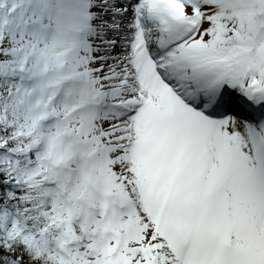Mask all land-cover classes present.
I'll list each match as a JSON object with an SVG mask.
<instances>
[{"label": "bare ground", "instance_id": "obj_1", "mask_svg": "<svg viewBox=\"0 0 264 264\" xmlns=\"http://www.w3.org/2000/svg\"><path fill=\"white\" fill-rule=\"evenodd\" d=\"M220 0H209L205 4L201 5L198 9H193V11H202L204 14V22H203V29L206 27H209L212 33V39H211V45L210 46H201L197 43L198 39H203V29L198 34L195 41L192 43L191 48H197V46H200L201 48H205L202 53L198 51L191 50L189 48L186 52H184V55H191L189 58L190 61L195 60L197 58H200L201 56L206 55L207 57L213 55L215 49L222 48L223 45H230L235 44L233 40H222L221 43L217 44V41L221 38V34L224 36L226 35L227 31L220 29V27H217L216 21L213 20V16L221 11H225V9L234 8L235 10L238 8L239 11H250L254 8L255 2L253 0L247 1L245 4L243 2L237 1L235 3L234 7H230L232 4L228 0L227 3L222 5L224 10H221L220 6H218ZM127 3L125 0H98L97 2L93 3L91 9L94 11V14L89 17V21H94L97 25V28H99L102 31H98L95 36L91 37V40L94 41L93 46L91 49H85L80 54L75 53L76 51L68 50L67 52H72L73 55H76L78 58H82L83 56H86L85 59H81L79 61V66L83 68H92V70L89 72V75L93 77H97V83L102 86V88L105 87H114L112 86L113 81H118V85H120V88H124L125 86L122 85H129V86H140L143 88V91L149 93L153 98H156L158 102L163 106V108L170 109L169 103L165 102L164 99H161L163 96L166 95V93L161 92L157 87H154L151 83L147 82L146 80L138 77L136 74H133L128 80H125L122 78V74L119 75L121 68L126 70H134V64L132 59H129V57L125 56L124 54L115 53L114 51H110V49L115 50L119 46V44H124L125 39H121L122 35H129L134 34L136 27H137V21H136V13L137 10L142 9L143 7V1L139 0L136 3V7L131 4L128 6V10H126ZM56 5H62L61 1L57 2ZM220 8V9H219ZM233 9V10H234ZM34 12H32V15ZM68 16V15H67ZM111 20H114L112 22ZM143 23H147L146 20L143 21ZM256 22L253 20L250 16L246 17L244 20H242V25L246 26H252L254 28ZM216 25V26H215ZM47 30V29H46ZM56 32H61V29H58ZM125 32V33H124ZM55 33V32H54ZM50 36V35H49ZM49 36H44L42 38V41H46L47 39H51ZM238 44L242 46H246L244 44L243 39L238 40ZM64 45V42L56 43V46L58 47V50H49L47 48L44 49H37L33 47L29 52L32 57H48L50 58L53 55H60L64 51L61 49V47ZM101 45H106L105 47ZM127 48V47H126ZM252 48V45L251 47ZM249 51V50H248ZM67 52H64L67 53ZM255 65H258V71L254 74L253 77L249 78V81L251 80H258L260 79V76L263 77L264 72V39L259 44V48L256 53L255 57ZM241 64H239L240 68L238 73L240 74L242 71V67H247L249 65L248 61V55L243 54L241 56V59L239 60ZM114 63H117L119 66H115ZM262 73V74H261ZM25 75V74H24ZM44 80V79H43ZM41 80V82L43 81ZM51 87V86H50ZM126 100L129 99V102L132 103V101L136 100L138 98L135 94H127L125 96ZM111 122H118L121 121V123L129 124L133 123V129L135 132L133 133V139L130 138V140L127 142H136V148L134 150L128 151L129 157L126 160L120 159V161L116 163H112L111 166L106 170L109 172L110 168L112 169L110 174L107 173L103 175L104 184L108 186L109 188L113 189L118 186L120 182L127 184L131 180L132 183L139 184L141 187L144 185L147 181H152L153 173L152 169L153 167L149 163L148 157L145 155V153L141 149L142 144H144V139L147 138V134L144 132V129L140 125L139 121H132L129 118H110ZM220 120L217 124V130H219L222 133L221 139L218 141L217 145L214 146L213 141L214 137L212 135L206 134V140L208 142V145L210 147V153L213 155L212 159L216 156L214 155H220L224 156L226 152H230L232 154H235L234 147L235 145H240L247 147L249 144L248 138L245 134V124L237 119L235 116L229 115V118H224ZM126 121V122H123ZM128 122V123H127ZM205 120L203 119V123ZM113 125V124H112ZM79 138H83L87 136V133L84 135H81L79 133L76 134ZM129 135L128 131H121L112 133L109 132L107 134V138H116L117 140H120L122 138H127ZM212 144V145H210ZM76 148H71V151H75ZM115 155H119L120 152H115ZM235 156V161L233 162L232 166H228L227 164H221L215 171V174L213 175L211 173V165L210 169L206 173V179L213 182V187L219 186V183L225 184L226 187H228V184L226 181H229V179L233 180L234 187L237 189H242V183L244 181V178L242 175H240L238 172L234 171V166H237V164H240L244 166V173L245 175L249 173L250 166L248 165L250 163V159H241V157ZM213 160L211 164H213ZM234 165V166H233ZM105 167V166H104ZM152 168V169H151ZM113 170H116L114 176H111V173ZM248 175V174H247ZM220 179L219 183H216L213 181L214 179ZM162 182H157L156 189L153 188L152 193L156 196L157 194L163 192L162 189H159V185L162 184L165 188L166 186V179H159ZM147 190V188H145ZM113 192V191H111ZM121 193H125V191H119L118 195ZM244 194H242V198L245 199L246 197L250 198V194L247 191L246 188H244ZM165 202V201H164ZM140 205V203L138 204ZM252 205V204H251ZM251 205H249V210L253 214H255L258 219L264 220V211L260 210L255 213V209L253 211ZM140 210L141 208L138 207ZM134 222L141 223L142 219L136 213V218ZM169 222L174 224L178 229H181L182 231H186L187 227L184 220H174L169 219ZM158 239L160 240V243L170 247L169 244L172 245V243L165 238L163 234H161ZM159 243V244H160ZM167 243V244H166ZM165 246V247H166ZM167 248V247H166ZM150 252H155L159 250V247H157L153 243H151L150 246Z\"/></svg>", "mask_w": 264, "mask_h": 264}, {"label": "trees", "instance_id": "obj_2", "mask_svg": "<svg viewBox=\"0 0 264 264\" xmlns=\"http://www.w3.org/2000/svg\"><path fill=\"white\" fill-rule=\"evenodd\" d=\"M8 33L4 32L0 37V77L7 74L6 65L7 57L3 54V49L9 46ZM18 65V61L14 60ZM18 102L7 98H0V141H4L5 146L16 147L18 145L11 138L12 131L18 129L26 119L24 113L17 110ZM5 123L10 124L6 127ZM5 147H0V208L4 204L15 206L20 215L25 220H33L37 211L34 209L35 201L32 193L28 190L27 172L20 170L18 167H9L6 162ZM0 264H59L49 258L46 254L39 253L35 247L24 242L19 237L10 241V245L6 246L1 237L0 230Z\"/></svg>", "mask_w": 264, "mask_h": 264}, {"label": "rangeland", "instance_id": "obj_3", "mask_svg": "<svg viewBox=\"0 0 264 264\" xmlns=\"http://www.w3.org/2000/svg\"><path fill=\"white\" fill-rule=\"evenodd\" d=\"M224 0L221 1V3H223ZM258 3L260 5V7H256L253 8L250 11H233V10H226L221 12V14L216 18L213 19L212 21H216L217 23V27H220V29L226 30L227 33L226 35H222L221 34V38L219 39V41L217 43H221L222 40H233L235 42V44H230L228 45L229 47H231V52L233 54L236 55H241L243 53V51L238 50L237 49V40L238 38H244L246 39L247 34H249L250 36H252L253 34V30L248 29V27H244V25H242V20L244 19V17L247 15V13H249L250 17H253L254 14H257L261 9L264 8V0H258ZM4 0H0V6H3ZM14 6L11 4H8V12L7 14H10L11 12H13ZM21 16L19 17V20L21 21ZM9 19L6 18L5 15L0 16V28H5L6 26H11L10 20L7 21ZM216 26V25H215ZM35 33L36 36L32 35V34H27L25 36H20L17 37L16 40L14 41V46L7 51L8 54L12 55V56H17L20 55V51L24 49V47L27 46V49H25V55L24 53L20 55V57H22L23 59H28L31 55H30V50L35 47L37 49H50L52 47L43 44L41 41L39 42L40 38L38 36V33L36 31H32ZM249 32V33H248ZM203 39L201 40L204 44L207 45H211V39H212V33L209 27H206L203 31ZM22 69V68H21ZM20 70V69H19ZM18 70V77L20 76V71ZM32 69H29V71ZM34 78H40L38 76H35ZM75 101H79V100H75ZM75 102L73 101V104ZM73 104L71 105H61L58 107V109L61 108H65V107H71ZM41 111H37L33 114V118L34 120L41 118L40 117ZM37 124V122L33 121V120H28L26 122V124L24 125L23 129H20L19 132L17 134H14V136H16L17 138H21V137H26V136H30L31 135V131L33 130V126H35ZM38 139L37 142L39 140L42 141H46L47 137L44 134V131H40V134H38ZM49 139V138H48ZM36 141H34L35 144ZM67 154H65V159H63L62 157H60L59 159H57V163L60 164L62 162H65L68 160V158L66 157ZM95 181H98V178H95ZM97 186V184H96ZM134 188L133 185L130 186V189ZM125 196H129V192H127L126 190ZM46 196L48 197V193L46 194ZM45 196V197H46ZM93 202L96 204V200L93 199ZM48 208V207H47ZM143 215L141 216V218L143 217V223L142 225V230L139 231V233H141L142 235L145 236V242H147V239H150L149 237L155 236L156 235V224H154L151 220V217L148 216L147 212L142 211ZM1 215V214H0ZM2 218V217H1ZM132 220L133 219H126L124 220V224H122L123 226H119V228H117L118 232L120 233L123 229L127 230V227H130L132 225ZM16 224L13 222H9L8 218L5 219L4 222H2V228L6 234V240L5 242L8 243V240L12 238V236L17 235V234H21L22 231L18 228H16ZM159 233H157L158 235ZM133 241V243H135L136 241L134 239H131ZM105 252L107 251V248L104 249ZM51 251V250H50ZM51 253H54L53 251H51Z\"/></svg>", "mask_w": 264, "mask_h": 264}]
</instances>
